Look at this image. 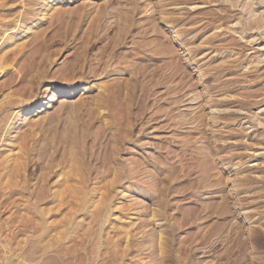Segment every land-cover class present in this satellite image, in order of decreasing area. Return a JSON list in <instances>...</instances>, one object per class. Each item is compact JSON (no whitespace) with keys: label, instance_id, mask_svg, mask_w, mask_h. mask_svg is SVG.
<instances>
[{"label":"rangeland","instance_id":"374dc122","mask_svg":"<svg viewBox=\"0 0 264 264\" xmlns=\"http://www.w3.org/2000/svg\"><path fill=\"white\" fill-rule=\"evenodd\" d=\"M68 2L0 0V264H264V0Z\"/></svg>","mask_w":264,"mask_h":264},{"label":"bare ground","instance_id":"6f19581e","mask_svg":"<svg viewBox=\"0 0 264 264\" xmlns=\"http://www.w3.org/2000/svg\"><path fill=\"white\" fill-rule=\"evenodd\" d=\"M68 3H73L72 0H69ZM39 24V22L34 21L33 22V27L37 26ZM75 91V90H74ZM59 94L57 93H52L48 96L47 101H43V102H38L35 104H32L31 106H29L28 108H26L23 112L19 113L15 119V124L12 126L10 132H14L15 129H17V127L22 124L24 122V120L26 119V117L37 114L43 110H45V106L46 105H50L53 107V109L55 108V103L57 101H59Z\"/></svg>","mask_w":264,"mask_h":264}]
</instances>
